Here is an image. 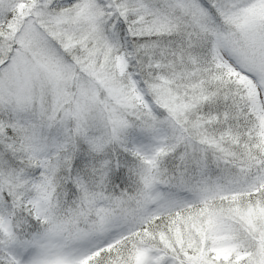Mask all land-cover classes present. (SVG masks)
I'll return each instance as SVG.
<instances>
[{
    "label": "snow or ice",
    "instance_id": "snow-or-ice-1",
    "mask_svg": "<svg viewBox=\"0 0 264 264\" xmlns=\"http://www.w3.org/2000/svg\"><path fill=\"white\" fill-rule=\"evenodd\" d=\"M0 264H264V0H0Z\"/></svg>",
    "mask_w": 264,
    "mask_h": 264
}]
</instances>
